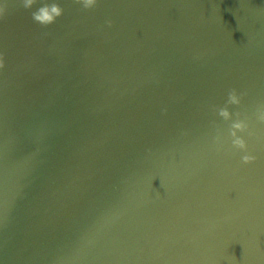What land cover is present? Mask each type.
<instances>
[{
  "label": "water",
  "instance_id": "1",
  "mask_svg": "<svg viewBox=\"0 0 264 264\" xmlns=\"http://www.w3.org/2000/svg\"><path fill=\"white\" fill-rule=\"evenodd\" d=\"M57 2L0 0V264H264V0Z\"/></svg>",
  "mask_w": 264,
  "mask_h": 264
},
{
  "label": "clouds",
  "instance_id": "2",
  "mask_svg": "<svg viewBox=\"0 0 264 264\" xmlns=\"http://www.w3.org/2000/svg\"><path fill=\"white\" fill-rule=\"evenodd\" d=\"M75 5H79L82 10H91L98 6L99 0H72ZM40 4L35 11L31 12V17L33 21L40 26L47 28L53 25L59 17L64 14V8L61 6L57 0H22V7L25 9H31L34 5ZM7 14V5L0 4V18H4ZM105 23L111 27L113 21L108 19ZM6 66L4 53H0V70H3ZM247 91H239L237 88L233 87L229 89L227 93V99L223 106L213 105L214 113L222 118L224 121L229 122L227 141L224 138L223 131L217 126L216 135L213 137L214 145L218 150L223 149L225 143L230 141V150L239 151L243 153L241 155L242 164L252 163L256 157L249 151V145L245 138L247 136H252L254 133L251 131L250 127V117L248 112L241 111L243 98L247 95ZM230 106H235L236 110L232 111ZM166 111V109H165ZM255 120L259 124H264V101L257 103L255 109L252 113ZM215 121L213 124L215 125Z\"/></svg>",
  "mask_w": 264,
  "mask_h": 264
}]
</instances>
